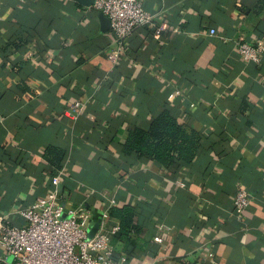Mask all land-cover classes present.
Instances as JSON below:
<instances>
[{"label":"crops","instance_id":"0c3cea01","mask_svg":"<svg viewBox=\"0 0 264 264\" xmlns=\"http://www.w3.org/2000/svg\"><path fill=\"white\" fill-rule=\"evenodd\" d=\"M92 3L0 0V214L24 224L16 212L60 173L64 209L88 210L126 264H264V51L255 63L235 48L264 42V0H143L152 21L113 62ZM163 109L199 135L189 164L123 151ZM47 148L63 153L58 168ZM238 184L250 196L240 219ZM111 199L132 206L136 234L101 219Z\"/></svg>","mask_w":264,"mask_h":264},{"label":"built area","instance_id":"2783aa9c","mask_svg":"<svg viewBox=\"0 0 264 264\" xmlns=\"http://www.w3.org/2000/svg\"><path fill=\"white\" fill-rule=\"evenodd\" d=\"M92 8L102 13L109 21V30L115 46L106 52L108 62H113L123 50V42L135 28L149 24L153 15L143 9V0H93ZM210 34L214 29L209 30ZM236 51L245 61L259 63L264 51V42L249 44L236 42ZM83 104L74 101L64 112L76 119ZM59 174L51 178L53 188L37 198L31 205L16 213L24 224L14 225L0 214V247L11 257L10 264H126V257L116 259L106 231L99 227L88 239L91 225L89 211L83 207L65 210L58 189ZM111 199L101 212L103 221L109 218ZM250 203L244 184H238L232 199V208L237 219ZM117 227L110 229L114 234ZM160 242L159 236L154 237Z\"/></svg>","mask_w":264,"mask_h":264},{"label":"trees","instance_id":"16d2710c","mask_svg":"<svg viewBox=\"0 0 264 264\" xmlns=\"http://www.w3.org/2000/svg\"><path fill=\"white\" fill-rule=\"evenodd\" d=\"M199 145V135L187 130L168 110L163 109L154 116L148 128L134 127L128 131L122 148L126 153H136L139 157L155 159L165 167L179 163L189 164ZM62 152L47 148L45 156L55 167L60 166ZM132 206L123 205L109 210V216L119 221L122 233L136 234L133 225Z\"/></svg>","mask_w":264,"mask_h":264},{"label":"water","instance_id":"95a60500","mask_svg":"<svg viewBox=\"0 0 264 264\" xmlns=\"http://www.w3.org/2000/svg\"><path fill=\"white\" fill-rule=\"evenodd\" d=\"M100 20H101V25L103 30H106L107 27H109V21L107 19V17H105L102 13L99 14ZM98 227V222L93 223L90 225L89 231H88V239H90L94 233L96 232Z\"/></svg>","mask_w":264,"mask_h":264}]
</instances>
